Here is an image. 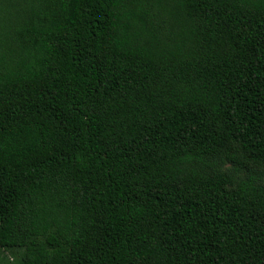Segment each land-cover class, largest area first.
I'll use <instances>...</instances> for the list:
<instances>
[{
  "label": "trees",
  "instance_id": "obj_1",
  "mask_svg": "<svg viewBox=\"0 0 264 264\" xmlns=\"http://www.w3.org/2000/svg\"><path fill=\"white\" fill-rule=\"evenodd\" d=\"M0 248L264 264V0H0Z\"/></svg>",
  "mask_w": 264,
  "mask_h": 264
},
{
  "label": "rangeland",
  "instance_id": "obj_2",
  "mask_svg": "<svg viewBox=\"0 0 264 264\" xmlns=\"http://www.w3.org/2000/svg\"><path fill=\"white\" fill-rule=\"evenodd\" d=\"M19 257V252H12L11 250L0 248V264H19Z\"/></svg>",
  "mask_w": 264,
  "mask_h": 264
}]
</instances>
